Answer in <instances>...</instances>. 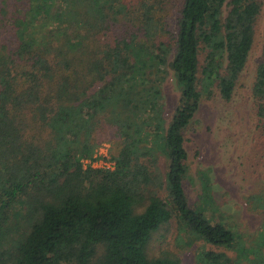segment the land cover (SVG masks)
<instances>
[{
  "label": "trees",
  "instance_id": "trees-1",
  "mask_svg": "<svg viewBox=\"0 0 264 264\" xmlns=\"http://www.w3.org/2000/svg\"><path fill=\"white\" fill-rule=\"evenodd\" d=\"M24 1L17 19L18 7L0 9V264H90L100 246L102 264H181L146 253L174 216L206 242L233 247L231 230L190 205L185 132L204 97L234 98L261 1L178 0L175 23L163 0L142 1L133 20H110V11L128 16L126 5L64 0L91 2V23L80 7L52 21L50 0ZM170 75L180 98L169 120ZM252 98L264 118V50ZM103 120L120 142L117 168L83 169ZM21 198L30 211L14 238L6 212ZM204 261L229 264L214 252Z\"/></svg>",
  "mask_w": 264,
  "mask_h": 264
},
{
  "label": "rangeland",
  "instance_id": "rangeland-1",
  "mask_svg": "<svg viewBox=\"0 0 264 264\" xmlns=\"http://www.w3.org/2000/svg\"><path fill=\"white\" fill-rule=\"evenodd\" d=\"M142 1L146 2L100 0V5H126L130 11L128 16L110 11V20H133L138 16ZM163 1L166 5L162 7L170 14V20L177 22L180 6L176 5H181V2ZM260 1L262 10L255 26L253 49L237 84L234 98L227 102L216 94L210 99L204 97L185 132L188 172L184 184L190 205L194 209L202 206L201 209L213 224L220 223L236 235V243L231 248L214 246L197 237L174 216L152 234L146 250L149 259L171 258L181 264H204V255L214 252L225 255L229 264H264V118L257 115V105L252 98V87L264 50V0ZM91 4L90 2L81 7L82 5H76L72 1L50 0L49 5L53 9L49 19L54 21L57 13L61 14L63 10L71 12L80 7L83 18L91 23L94 14ZM16 7L18 14H15V19L19 18L17 15L24 8H28L27 1L0 0V9H8L12 13ZM13 23L14 21L9 22L7 27ZM57 24L58 22L54 26ZM173 32L175 40L177 33L175 30ZM205 57L206 52H201L202 64ZM163 92L166 115L170 120L180 98V91L172 75L164 82ZM43 132L40 128L38 137L42 138ZM96 140L98 144L93 157L82 158V166L84 167V161L98 157L115 164L117 168V162L112 157L118 153L120 142L112 127L104 120L99 125ZM159 167L165 177L167 161L164 157L160 159ZM205 183L208 184L209 195L203 190ZM162 197H167L165 191ZM25 202V198H21L6 212V229L11 226L10 236L14 238L25 224L22 217L30 211L24 205ZM137 211L141 213L143 209L138 208ZM103 256L104 247L100 246L90 264H102Z\"/></svg>",
  "mask_w": 264,
  "mask_h": 264
},
{
  "label": "built area",
  "instance_id": "built-area-1",
  "mask_svg": "<svg viewBox=\"0 0 264 264\" xmlns=\"http://www.w3.org/2000/svg\"><path fill=\"white\" fill-rule=\"evenodd\" d=\"M85 169H102V170H114L115 164L107 162L104 158L94 157L93 159H88L84 161Z\"/></svg>",
  "mask_w": 264,
  "mask_h": 264
}]
</instances>
